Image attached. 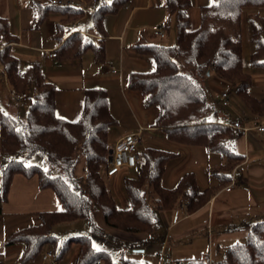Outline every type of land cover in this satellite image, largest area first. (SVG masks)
<instances>
[{
	"label": "trees",
	"instance_id": "obj_1",
	"mask_svg": "<svg viewBox=\"0 0 264 264\" xmlns=\"http://www.w3.org/2000/svg\"><path fill=\"white\" fill-rule=\"evenodd\" d=\"M129 2L113 0L94 10L90 29L99 38L96 42L83 33L70 32L72 24L85 14L75 8L34 2V29H40L52 13L59 12L66 19L57 25L53 35L56 58L60 62L75 61L91 51L96 61L104 62L107 38L104 19L118 13ZM192 6V0H166L169 17H175L176 44H136L134 47L140 54L154 58L156 68L148 73H131L128 88L142 96L145 108L159 110L153 127L169 141L204 147L209 153L225 156L220 168L213 170L218 185L203 189L191 172L174 188L165 187L164 175L175 154L147 147L139 154L136 176L125 174L123 178L129 203L127 209L119 207L106 176L113 148L109 130L118 125L110 112L108 91L87 89L77 120L58 116L57 87L48 81L39 62L29 64L24 70L20 68V61L11 51L17 37L11 33L8 21L0 17L2 73L18 93L33 92L25 120L0 109V162L3 164L0 203L7 200L13 179L21 175L27 179L36 178L40 190L52 191L62 205L58 211L38 213L37 224L8 236L7 246L24 245L19 264L37 262L47 247L53 249L57 260L75 247L74 264H142L124 258L115 262L109 251L94 247L93 237L122 243L98 225L97 213L103 215L110 229L153 235L161 223L149 204V197L158 212L186 207L187 213L194 214L230 183L231 172L242 164L244 157L232 148L236 131L212 120L218 112L207 102L204 83L214 74L221 81L234 84L239 100L252 115L264 117V98H257L249 91L252 77L244 68L242 40L246 24L249 41L254 47L250 62L264 71V0H213L211 5L200 8V23L196 28L190 16ZM34 157H42L48 168L27 166V161ZM81 219L88 222L90 235L73 237L60 244L53 235L54 227ZM239 230L248 232L247 239L227 247L217 264H264V220L243 221L226 226L222 231ZM147 243L135 242L129 247L138 249ZM174 264H212V261L210 255H202L188 260L177 259Z\"/></svg>",
	"mask_w": 264,
	"mask_h": 264
},
{
	"label": "crops",
	"instance_id": "obj_2",
	"mask_svg": "<svg viewBox=\"0 0 264 264\" xmlns=\"http://www.w3.org/2000/svg\"><path fill=\"white\" fill-rule=\"evenodd\" d=\"M36 1L52 5V0H0V17L8 21L11 33L17 37L11 51L20 61V68L24 70L29 64L39 62L48 81L57 87L58 116L72 121L77 120L82 111L85 91L89 88H104L108 91L110 112L118 121V125L109 130L111 146H115L122 137L131 133H141L139 146L145 138L155 137L154 141L161 139L160 145L163 146L151 147L175 154L168 164L167 171L172 161H176V164L172 166L173 171L167 174L168 180H166L170 182L166 183V174L164 175L165 187L174 188L185 174L191 172L196 175L201 188L217 186L218 179L213 174V170L219 169L225 158L223 159L220 155L215 157L204 147L179 145L169 141L163 133L153 127L159 110L145 108L142 96L128 88L131 73H148L156 68L154 58L140 54L134 46L157 44L158 41L169 37L173 24L176 26L175 17H169L166 10V0H130L129 4L118 13L106 16L104 25L107 38L104 62L96 61L91 51L87 52L82 59L75 61L60 62L57 58H49L48 54L55 52L56 49L53 35L57 25L62 23L66 16L59 12L52 13L40 29H34L32 4ZM73 1L76 4L74 8L85 11V14L81 20L72 24L70 32L83 33L96 42L99 38L90 29L91 15L96 9L95 5L110 4L113 0L111 2L109 0ZM212 1L192 0L190 16L194 28L200 23V8L211 5ZM153 26H161L165 30V38L156 37L152 31ZM243 32L244 40H248V31L244 29ZM251 50L252 54L253 45ZM211 83L219 88L218 103L214 107L216 110L220 108L218 109L220 115L230 114L234 119L241 121L255 119L249 109L246 108L249 112H244L238 106L234 108L231 101L230 108L220 107V91L221 93L229 91L224 83ZM124 115L129 120L128 124L123 121ZM232 148L238 155L243 156L244 160L231 172L230 183L219 190L206 206L191 216L187 214L185 207L179 208L181 213L178 214L174 212L175 210L168 212L169 220L165 219L168 222L166 226L169 227L167 235L165 237L161 235L159 238L162 240L163 247H166L171 239L181 242L187 237L206 232L211 256L214 247L221 251L247 239V231L223 232L226 226L240 224L243 221L255 223L264 220V134L251 132L247 136L237 135ZM140 152L138 150V157ZM184 152L189 154L185 163H183ZM82 165L83 163L80 166ZM200 171L203 172L202 176L199 175ZM124 172L109 179L113 188L120 184L122 177L126 174ZM210 176H213L211 180ZM232 181H235V187L231 191H226ZM0 206V212L6 216L0 221L2 241L5 244L12 232L37 224L38 213L58 211L62 208L59 199L52 191L40 190L36 178L27 179L21 175L13 179L8 198L4 203H0ZM183 224L184 228L173 235L172 231ZM100 227L107 228L106 224ZM23 250L22 244L11 246L6 244L4 253H0V264H19ZM49 250L51 248L47 247L44 253ZM68 253L60 260H57L56 256L54 260L46 264H74L77 249L74 252L70 250Z\"/></svg>",
	"mask_w": 264,
	"mask_h": 264
},
{
	"label": "rangeland",
	"instance_id": "obj_3",
	"mask_svg": "<svg viewBox=\"0 0 264 264\" xmlns=\"http://www.w3.org/2000/svg\"><path fill=\"white\" fill-rule=\"evenodd\" d=\"M99 5L100 3L95 5V8H97ZM262 13L264 14V10ZM175 28L176 26L173 24V26L171 27V31L169 33V37H167L164 40L158 41V43H161L167 46L175 45L176 40H177ZM244 29L245 31L246 30L248 31L247 38L249 40L250 34H249L248 26L246 24L244 25ZM244 34L245 33L243 32L242 34L243 56H244L243 64H244L245 71L248 74H250L252 77V84H251L249 91L253 96L257 98H263L264 97V71L261 68L254 67L251 64L250 56H251V51H252L251 50L252 44L250 43V41L244 40V37H243ZM211 82H218V83L226 84L227 90L229 91L231 95L230 101L232 105L234 106V108L238 106L241 109H243L244 112L245 111L249 112L246 109V107L242 104V102L239 100L237 96V88L234 86V84L223 82L220 79H218V77L214 74H211L204 83V88L207 94L208 104L215 106L218 103V98H219L218 97L219 88L214 87V85H212ZM8 85L9 83L6 79V76L2 73V69L0 68V109L3 110V112H5L6 114L12 115L14 117H18L21 120H25L28 114L30 104H31V100L33 98V92L32 91L28 92L29 93L28 101L13 102L10 98V92L11 90H14V89H12L10 85L8 87ZM219 94H221V91ZM231 103H230V107H231ZM218 109H217V112L219 111ZM258 118L259 119L255 118L252 121L242 120V123L248 127L250 126L252 127L254 121L264 119V117H258ZM212 120H213V116H212ZM123 121L124 123L128 124L129 120L126 118L125 115L123 116ZM251 132H255V131L252 130ZM155 139H156L155 137H151V139L145 138L141 146H139V150L142 151L145 148L151 147V146H156V147L163 146V145H160L162 143L161 139H157L156 141H154ZM180 147H184V146H180ZM185 153L186 152L183 153L185 157L183 163H185L187 159L189 158V154L187 153L185 154ZM212 153L213 155H215V157L220 155L223 159L225 158V156L222 153H218V154L217 152H212ZM172 162L173 163L170 164L168 171L165 175V180L166 179L168 180L167 174L170 173V171H173L172 166L176 164L175 160ZM26 165L27 166L36 165V166H40L43 169L48 168L47 164L45 163L42 157H34L30 159L29 161H27ZM138 168L139 166H137L134 171H131V170L126 171L127 169L122 170V171H125L124 173H126V175L136 176L138 172ZM1 169L3 170V164L0 162V179H1V173H2ZM196 172H199V171H196ZM199 175L202 176L203 172L200 171ZM124 176L123 177L121 176L122 179H121L120 184L117 183L118 185H115L114 188L112 187L110 180H108L107 182L111 188L112 195L117 201L119 207L122 209H127L129 208V203H128V200H127L124 188H123ZM212 178L213 176H210V180ZM165 180H163L164 185H165ZM167 180H166V183L170 182V181L167 182ZM213 183L215 184L216 180ZM148 200H149L150 206L153 207V209H155L156 216L161 223V226L157 232H155L153 235L144 234V233L128 234V233H124L122 231H116V230H113L107 227L105 229L112 236H114V238L118 237L122 241V243H116L108 238L102 239V238L93 237L92 239H93L94 247L98 250L109 251L111 253L112 259L115 262H120L124 258L127 260L136 261L142 264H174L177 259L188 260V259L198 258L202 255L210 254L209 244L206 238L207 237L206 232L204 234L201 233V234H198L192 237H187L185 240L181 242H175L174 240L171 239L168 242L167 246L163 247L162 240H160L159 238L161 235H163L164 237L167 235V230L169 227L168 225L166 226L168 222L165 221V219L168 218L169 220L170 216L168 212H158L156 210L153 200L150 197L148 198ZM179 208L176 209L174 212L177 214L181 213V209ZM186 212H187V209H186ZM187 214L190 216L193 215L189 213ZM3 218H6V216L0 212V221ZM96 219L100 226H103V227L105 226L104 218L101 213L96 214ZM176 228H177L176 230L172 231L173 235L174 233L175 234L179 233L178 230L184 228V224L181 227H176ZM53 235H55L59 239L60 244H62L65 240L73 238V237L90 235V228H89L88 222L86 220L81 219V220H77L74 222L62 223V224L55 226L53 229ZM141 241L143 242L148 241L149 243L142 245L138 249H132L129 247V244H132L135 242H141ZM5 246H6L5 242L2 241V231L0 228V253H4ZM51 250L53 251L52 248ZM71 250L74 252L76 248L73 247L71 248ZM224 251H225L224 249L221 250L220 252L221 255H219L217 248L216 247L213 248V250L211 251L212 264H217V261L221 260V258L223 257ZM68 254L69 253H67L66 256Z\"/></svg>",
	"mask_w": 264,
	"mask_h": 264
},
{
	"label": "built area",
	"instance_id": "obj_4",
	"mask_svg": "<svg viewBox=\"0 0 264 264\" xmlns=\"http://www.w3.org/2000/svg\"><path fill=\"white\" fill-rule=\"evenodd\" d=\"M97 0H93L96 2ZM53 6L70 7L76 6L73 0H52ZM152 31L158 38H165V30L161 26H153ZM49 58H56V53L48 54ZM115 72V70H113ZM10 98L13 102H26L29 99V93H18L15 90H11ZM221 107L224 109L230 108V93L224 91L221 93ZM213 121L224 126L233 128L237 135L247 136L253 130L258 133L264 134V119L256 120L253 122L252 127H248L242 123L241 120H236L230 114L220 115L215 113ZM141 142V133H131L122 137L113 147V154L111 160H109L106 176L112 178L120 174L122 170H133L138 163V150ZM235 181H232L226 191H231L235 187ZM55 259V253L52 250L46 251L37 262L33 264H46Z\"/></svg>",
	"mask_w": 264,
	"mask_h": 264
},
{
	"label": "water",
	"instance_id": "obj_5",
	"mask_svg": "<svg viewBox=\"0 0 264 264\" xmlns=\"http://www.w3.org/2000/svg\"><path fill=\"white\" fill-rule=\"evenodd\" d=\"M112 154H113V149L110 150V160L112 158Z\"/></svg>",
	"mask_w": 264,
	"mask_h": 264
},
{
	"label": "snow or ice",
	"instance_id": "obj_6",
	"mask_svg": "<svg viewBox=\"0 0 264 264\" xmlns=\"http://www.w3.org/2000/svg\"><path fill=\"white\" fill-rule=\"evenodd\" d=\"M109 2H111V0H109Z\"/></svg>",
	"mask_w": 264,
	"mask_h": 264
}]
</instances>
